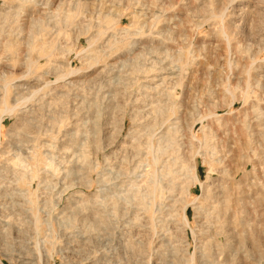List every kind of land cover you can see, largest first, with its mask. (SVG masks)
Listing matches in <instances>:
<instances>
[{"label":"rangeland","instance_id":"1","mask_svg":"<svg viewBox=\"0 0 264 264\" xmlns=\"http://www.w3.org/2000/svg\"><path fill=\"white\" fill-rule=\"evenodd\" d=\"M0 264H264V0H0Z\"/></svg>","mask_w":264,"mask_h":264},{"label":"bare ground","instance_id":"2","mask_svg":"<svg viewBox=\"0 0 264 264\" xmlns=\"http://www.w3.org/2000/svg\"><path fill=\"white\" fill-rule=\"evenodd\" d=\"M44 49H45V48H44ZM49 54H50V53H49ZM8 109H9V108H8ZM8 109H7V110H8ZM3 110H4V108H3ZM5 111H6V110H5ZM5 111H4V112H5ZM4 112H3V113H4ZM193 178H194V179L197 178L196 175L193 174Z\"/></svg>","mask_w":264,"mask_h":264}]
</instances>
